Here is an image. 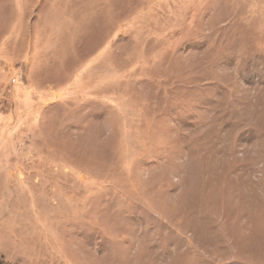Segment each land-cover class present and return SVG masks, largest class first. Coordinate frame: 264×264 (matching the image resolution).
Masks as SVG:
<instances>
[{
	"label": "rangeland",
	"instance_id": "rangeland-1",
	"mask_svg": "<svg viewBox=\"0 0 264 264\" xmlns=\"http://www.w3.org/2000/svg\"><path fill=\"white\" fill-rule=\"evenodd\" d=\"M0 264H264V0H0Z\"/></svg>",
	"mask_w": 264,
	"mask_h": 264
}]
</instances>
